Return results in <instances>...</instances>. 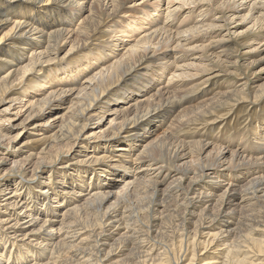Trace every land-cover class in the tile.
I'll return each instance as SVG.
<instances>
[{
  "label": "bare ground",
  "instance_id": "1",
  "mask_svg": "<svg viewBox=\"0 0 264 264\" xmlns=\"http://www.w3.org/2000/svg\"><path fill=\"white\" fill-rule=\"evenodd\" d=\"M124 1L0 0V59L6 60L5 64L14 62L13 70L0 78V102L15 81H26L33 89L44 80L45 84L51 83L45 91L32 95L27 105V118L34 115L37 119L33 129L23 134L22 143H38L40 147L28 149L30 152L23 159L17 154L21 148L12 153L13 165L9 168L20 172L23 182L21 178L14 179L10 188V179L0 177V194L4 188L12 192L2 195L5 206L21 214L11 216L0 211V264H8L13 256L15 264H170L169 259H159L161 243L156 236L162 241L165 238L158 231L161 223L177 237L182 238L180 230L187 231L183 236H189L187 248L192 249L182 252L184 239L173 246L179 249L174 254L179 264H192L195 260L200 264H264V104L248 129L251 136L244 141L250 145L249 157L238 152L237 145L199 133H212L221 126L223 133L231 130L233 126L228 127L227 117L224 118L230 112L226 105L235 100L262 104L264 80L250 86L246 79L240 88L231 86L221 94L202 89L199 95L186 96L185 90L189 89L184 78L191 76L192 70L205 73L213 68L210 60L204 61L203 53L215 56L217 65L225 60L218 51L214 52L215 43L195 46L193 42L199 34L220 26L217 20L203 16L205 7L189 9L176 22L177 7L167 8L164 18L158 11L164 0H144L138 6L137 0ZM181 1L182 6L192 0ZM206 1L211 5L212 0ZM224 1L236 5L231 8L234 17L243 11L240 18L252 20L248 30L264 28V9L256 10L257 5L264 8V0ZM57 3H63L62 7ZM4 4L5 12L1 10ZM223 5L219 3L217 8ZM101 6L105 17L111 19L103 27L100 25L101 29L96 25L94 29L98 27L102 37L115 36L111 39L115 44L102 37L99 43L88 42L92 35L89 22L95 19L97 24L101 23L95 16ZM195 8H199V21L193 17ZM150 12L156 14L145 23L143 35L124 42V37L134 30V23L128 21L135 19V24L141 23ZM169 18L172 26L164 22ZM74 19L80 20V24L64 34V28L70 22L73 24ZM227 19L229 24L234 18ZM171 28L176 31L170 33ZM262 30V34L252 37L258 44L264 39ZM20 39L25 42L21 44ZM62 40L69 44L62 56L74 50L83 53L69 55L70 61L57 73ZM181 48L183 53L200 49L204 56L177 57L175 53ZM79 60L81 66L77 65ZM31 71L37 74L28 75ZM166 75L164 85L161 79ZM178 78H182V83L174 82ZM165 88H172V94ZM194 102L198 106H191ZM189 112L191 116L183 120ZM211 112L217 113L216 118L209 117L211 120L198 129L197 136L190 137L191 141L183 142L171 135L169 130L187 126L194 119L199 121ZM9 134L10 128L6 127L0 131V138L10 140ZM45 164L51 169L49 176L44 177ZM90 165V180H100L92 184L85 180ZM108 175L111 178L107 180ZM169 198L172 205L166 201ZM186 219L191 222V230L184 222ZM40 231L45 234H38ZM243 231L250 249L247 251L253 252L256 261L246 251L240 253V246L231 241ZM151 237L156 240L152 244L147 242ZM9 242L14 248H9ZM200 249L210 251L208 256H217L202 259L197 256ZM121 254L125 255L118 259ZM213 258L216 262H211Z\"/></svg>",
  "mask_w": 264,
  "mask_h": 264
},
{
  "label": "rangeland",
  "instance_id": "2",
  "mask_svg": "<svg viewBox=\"0 0 264 264\" xmlns=\"http://www.w3.org/2000/svg\"><path fill=\"white\" fill-rule=\"evenodd\" d=\"M129 1L130 0H126L124 2L126 3V2H129ZM137 1H140V2H137ZM137 1L135 3L136 6L140 5L144 0H137ZM192 1H194V0H192ZM192 1H188V2H190L189 4L182 3V6H181V3L180 2H183L181 0H170V2L168 4H167V1L164 0V3L161 4V6L158 8V11L159 12H162L161 13L162 14V18H164L163 17V14L165 13V10L167 8H170V10L173 8L172 10H174L177 7V12H175V14L177 13V18H175V20H176V22H179L180 20L183 19L182 16H184V14H186L189 9H191V8H193L195 6H200L199 8H204L205 7L204 9L207 8V11H206L207 13L204 12L203 16L205 15L204 17H206V18H208L210 16L211 19H216L217 20L216 22L218 23L217 25H220L221 27L220 26H216V28L208 29L205 33L199 34V36H197V39H195L193 42H194L195 46L196 45H199V44L200 45H205V44L208 43V41H210L212 43H215V47L216 48L214 49V52H217L218 51L217 53L218 54H221L222 58H225V60L223 61V64L222 65H219V64L217 65V63H216V61L214 59L215 56L210 55V54H208V56H207V54L206 53H203L202 50H200V49L199 50L198 49L197 50H188V52L183 53L184 51H182V48H181L178 51V53H175L177 57L183 55L186 58L187 57H189V58L190 57L191 58L192 57H199V54H201V55L204 54V55L207 56L206 57V56L203 55L204 56V61L205 62H208L210 60L209 62L212 63V66H213V68L210 69L211 70L210 72L209 71H205V73H204V72L200 71L198 73L197 71L192 70L191 71V73H192L191 76L187 77L188 80H187V78L186 79L184 78V80L187 81V83H188L185 87L187 89H189V90H185V92H187L189 94L192 91V90H190L191 86L193 87V90H194V93L192 91L189 95L187 93L185 95L186 96H194V95H196V93L199 95V93L202 92V89L208 90V91H212V93L213 92H216L215 94L220 93V92L223 93L224 91H222V90H225V88H226V90H228L229 88H233L231 86H237V87L240 86L241 87L243 85V82L246 79L248 80L247 83L250 86H251V84L253 85V84H257V83L263 82V80H264V39L262 40V42H260V44H262V45H260V44H258L257 41H254L252 39V37H253V34H260L263 31L262 29H264V28L261 27V28L258 29V27H256V28H253L252 30H248V28L250 27V25L252 23V20H250V19H241L240 16L243 13V11L237 12V14H235V17H234V15L231 14V8L233 6L235 7L236 5H232V4L230 5V2L229 1H228L229 3L228 2L225 3L224 0H223L224 2L222 0H218V1L217 0H212L211 5H210V2H207L206 0L205 1H203V0L200 1L199 0L200 2L199 1H196V0L194 2H192ZM151 2H153V0H151ZM151 2L149 1L148 3H151ZM219 3L220 4L221 3H224V5L225 4L226 5L225 6L224 5L221 6L222 8L220 7L221 9H219V8H217V6H219ZM227 4H229V5H227ZM38 5H40V4H38ZM57 5H59L60 7H62L63 3H60V4L57 3ZM129 5L127 4L126 6H129ZM126 6H124V7H126ZM228 6H229V8H228ZM257 6H258V8L256 10H258V9L259 10H262V9H264L262 7L260 9L259 5H257ZM199 8H195L193 10L195 12V13L193 12V17H195L194 20L197 19L198 21H199L198 14L200 13L198 11ZM1 10L4 11V12L7 10L6 4L2 5ZM102 10L103 9H102V6H101L97 10L98 13L96 12V14H95L96 18L98 20H100L101 23L97 24V22H95V19H92L89 22V23H92L89 26L90 30L92 31L91 32L92 35L88 38V42L91 41V43H99L100 42L99 40H101L100 37H102V34L100 33V30L99 29H101V27H103L104 24L107 21H110V19H111V18H108L107 16L105 17L106 14H105L104 10L103 11ZM120 14L121 13H119L118 15H120ZM153 14H156V12H150V14L147 15V16H145L143 18L142 22L141 23H138V24H135V22H136L135 19H130L128 22L134 23V27H133L134 30L132 29L133 31L131 32L133 34H128L127 37H124V39H123L124 42H129V41H132L134 38L136 39L137 37L138 38L141 37V35H143L142 34L143 33L142 30L145 28V23L148 20L151 19L150 17ZM99 16H100V18H99ZM229 16L232 17V18H234V19H232V21H230V23L228 24V23H226V21H228L227 18ZM114 19H117V17L114 18ZM171 19L172 18H169L168 20H164V22L167 23L168 25L172 26L173 22H171ZM63 20H64V18H63ZM78 24H80V20L79 21H75V19H74L73 24H71V22H70V24H68L67 27L64 28V30H66V32L64 34H66L68 31H70L71 28H75V26L78 25ZM263 24H264V22H263ZM95 25L98 26V27L100 25H102V26L99 27V29H98V27L94 29ZM171 29L168 30V31H170V33L171 32L174 33L176 31L174 28H171ZM118 35H122V33L121 34H118ZM184 37L185 36L182 37V41L183 42L185 41V40H183ZM104 38L105 39H108V41H110V42H112L114 44L117 43V42L112 41V40H114L116 38L115 36L111 37L110 35H107L106 37H102V40ZM97 39H98V42H97ZM221 39H223V40H221ZM18 42H21V44H22L23 42H25V39H20ZM193 42L191 44H193ZM65 43H66L65 40H62V41L59 42V46L61 48V50H60L61 52L59 51V56H60L59 59H60V65L61 66H59L57 68L58 69L56 71L57 73H60L59 69L62 66H64L67 62L70 61L71 56H69V55L74 56V55H76V52H78L80 54L83 53V51L81 52V50H74L73 53L69 54L68 56H65V57L62 56V55H64L63 53L66 52V50L69 48V44L68 43L65 44ZM252 45H258V47L255 46L256 47L255 48ZM148 46H150V44ZM192 46H194V45H192ZM121 47L122 46H120L117 49H120ZM164 49H166V48L164 47ZM164 49H162V50H164ZM184 49H186V47L183 48V50ZM222 50H223V52H222ZM161 52L162 51H159V53H161ZM224 53H225V55H224ZM211 56H212V58H211ZM212 60H213V62H212ZM183 61H186V60H183ZM188 61L189 60H187V62ZM4 62H6V60H4L3 58H1L0 59V78L3 77V76H5V74H7L9 71H11V69L13 70V67H12V65H14V62L13 61H10L8 64H5ZM251 62L253 64L251 66H248V63L250 64ZM80 63H81V60H79L77 62V65L78 66L79 65L81 66ZM180 63H182V61L179 62L178 64H180ZM214 66H216V67H214ZM231 66H233V67H231ZM231 70H232V72H231ZM31 73H33V71H31L30 73H27V74L29 75ZM33 74L35 75V74H37V72H34ZM236 74H237V76H236ZM127 77L129 78V76H127ZM167 77L168 76L166 75V76L163 77L165 79H163V78L161 79L162 84L166 83ZM178 79H175L174 82H176V83H182V78H178ZM192 82H194V83L192 84ZM14 83H13L14 86L11 87L12 89H10L9 92L5 95L6 98L3 97V101L0 102V116H1V119H0V131L3 130V129H6V127H9L10 128V134L8 136H12V137H10V140H8V138H7V140L6 139H3V138H0V165H1L0 169L3 168V169L0 170V177L2 178V177H5L6 176L7 178L10 179L9 180V184L11 185L10 188L13 187L14 184H15L14 181H13L14 179H17L16 181H19L20 178H21L20 182H23L22 181V177H21L22 175L20 176L21 173L18 172V171H16V170H14V169H10V168H12V165H13L12 164V160H13L12 153L13 152H16L17 153V151H18L17 149L18 148H21L17 154H19V156H18L19 159L20 158L23 159V158L26 157V155L28 154V152H30V151H28V149L29 150H32V149L33 150H36L37 148L40 147V145L38 143H31V144H28V145H24L22 143L23 142V138H22L23 137V134L25 132L28 133L30 130L33 129V124L36 123L35 120L37 119V118H34V115L32 117H29V119L27 118V115H28L27 113H28V108H29L28 106H29V102H30V99L29 98L32 95L34 96V95H37L39 92L45 91L51 85V83H46L45 84V80H44V82L42 81L40 84H38V86H36V88L33 89V88H30L29 86H27V82L26 81L23 82V83H19L18 81H15ZM172 83H170V84H172ZM228 86H230V87H228ZM196 87H197L198 90L197 89L195 90ZM150 89H154V86L151 87ZM165 90L168 91L170 94H172V91H173L172 88H165ZM211 95L212 94H210L208 96V98ZM178 96H179V94H178ZM234 97L235 96H233L231 98L234 99ZM176 99L177 98H175V101H177ZM12 100H13V102H12ZM238 101H239V103H238ZM245 101H243V100H237L236 101L235 100V101H232L231 103H229L230 105L229 104L226 105L227 107L225 106L228 110L230 109V112L227 114L228 116L226 115V116H224V118L226 119V117H227L226 120L228 122V127H232L233 126L231 128V130H228L227 132L223 133V132H221L222 126L221 127H218V128L217 127L214 128L217 125V124H214V127H213L214 130L212 131V133L210 131H208V132L206 131L205 132V131H202V130H200L199 133H201L202 135L206 133L207 135H212L213 137H218V138L221 139L222 142H225V144L234 145V146L237 145L236 147L238 148L237 149L238 152L242 153V155H245V156L249 157V155L247 153V149H248V147H250V145L249 144L247 145L246 143H244V141L247 140V138H249L251 136L250 133H249L250 130H248V129H249V127L252 124L254 125L255 120H257L256 119L257 115L259 116L261 114V112H260V106L263 105L264 102H262V104L258 105V104H254V103L253 104L252 103H248V102H251L250 100H248L246 102ZM233 103H235V104H233ZM191 104H192L191 106H198V105H195L196 104L195 102L194 103H191ZM231 108L233 109V111H235L237 109V111H235L236 113L232 112V109ZM195 111L196 110H194L193 112H191V115H193V113ZM223 112L226 113V109L223 110ZM216 114L217 113H215V112H211L210 114L202 115V117H200L201 119L199 121H197L196 119L193 118L194 121L187 122V126H183V127L180 126V127H177L176 129L173 128L172 130H169V131H171V135L172 136L174 135L173 138H176L177 139V137H178V140H180V141L189 142V141L192 140L191 138L193 136H197L199 134V133H196V132H198V129L200 127L204 126V124H205L206 121L211 120L210 119L211 117L212 118L213 117L216 118ZM189 115H190V112L188 113V116H186V117L183 118V120L191 116V115L190 116ZM168 119H171V118H168ZM217 119H219V118H217ZM194 122H196V123H194ZM199 122H201V125H199L197 127V124ZM27 124H29L28 127H27ZM224 124H225V122H224ZM242 133L243 134L245 133V134L243 135ZM240 137H242L243 139L242 140H238V138H240ZM184 138H185V141H184ZM186 139H188V140H186ZM245 144L247 146H245ZM243 148H245V149H243ZM100 151H101V149L100 150L98 149L97 152L99 153ZM111 151H112V149H111ZM64 158H69V156H65ZM44 166H45L44 171H43L44 174H42V176H44V177L47 176V175L49 176V174H50L49 171L51 169V166L50 165H47V164H45ZM89 167L90 168H88V170L85 172V174L87 175V177L85 175L86 182H90V184H92L94 181H100V180H96L94 177H92V179L90 180L91 173H93V167L91 165ZM221 169L222 168H218V170L220 172H223V170H221ZM109 176H111V175L106 176L107 177L106 178L107 180L109 178H111ZM24 177H25V175H24ZM56 177L57 178H60L61 177V174L60 173H57ZM1 178H0V181L2 180ZM104 178H105V176H104ZM27 180H28V178H27ZM103 181H105V180H103ZM0 183H2V182H0ZM84 186H85V184H84ZM0 187H2V184H0ZM57 190H59V189H57ZM5 193L7 194V193H12V192H10L9 189L8 190H5V188L2 190V192L0 194V211H4V213H10L11 216H14L16 214H19V211L13 209V207H11V206H5V204H4L5 201H3V199L5 198V196H2ZM9 195L10 194H7L6 196H9ZM140 196H143L142 193H140ZM41 197H47V196H41ZM57 198H58V196H57ZM55 200L56 199H54L52 201H55ZM47 201H49V197H48V200ZM166 201L169 202V203H171V205H172V200L170 198L167 199ZM45 205H46V203L43 205V208H44ZM29 207H31V206H29ZM5 208H7V209H5ZM1 213L2 212H0V214ZM19 217H21V214H19ZM239 217L241 218V215ZM157 218H159V217L157 216ZM154 219H156V218L154 217L152 219V221H154ZM192 219L195 220V217L192 218ZM175 221L178 222V219H175ZM186 221H187V219L184 220V222H186ZM156 222H158V221H156ZM186 225L188 227H190L188 229H190V230L192 229L191 222L190 221H187L186 222ZM163 226H165V224L161 223L160 226H159L160 228L158 227V231L160 230L159 233L165 234L164 240L162 241L158 236H156V240H158V241L160 240L159 242L161 243L158 246V249H159L160 253H162V255L159 257V259L160 260L162 259L163 261L166 260V259H169V261L171 262L170 264H179L178 262L175 261L176 259H174V256L176 255L175 254V251H176V253H178V250L179 249H177V248L175 249V248H173V246L176 247V245H177L176 242H178V240L180 241L181 239H184L185 240V243L183 241L184 245H183V248H182V252H184V253L187 252L188 253L190 251V249H192L190 247H189V249L187 248V245L189 244V243H187L188 240H189L187 238L189 236L188 235H185V238L183 236V234H185L187 231H185L186 229L183 230V232L181 230L179 231V233L182 234V238H181V236H178L177 237L174 232H171V230L169 231L168 228H166V227L164 228ZM161 228L162 229L164 228V231L161 230ZM242 228H244V227H242ZM156 229L157 228L155 227V230ZM184 231H185V233H184ZM168 232H169V234H168ZM38 234H41L42 235V234H45V232H41L40 231ZM171 235H174V236H171ZM256 235L257 234H255V236ZM166 237H167V240H166ZM179 237H180V239H179ZM191 238L192 237H190V239ZM154 240L155 239L151 237V239H149L147 242L150 241V244H152ZM171 240H173L174 242H171ZM244 240H245V232L243 231V233L238 232V234L236 235V237H234L231 241L232 242L234 241L235 246L236 245L238 247L240 246L237 249L240 253H242L243 251H246L248 253V256L251 257L250 259L251 260L254 259L256 261V258L252 256L253 255V252L252 251H250V252L247 251V250H250V249H247V247H246L247 244H246V242ZM169 242H171V243H169ZM10 244L11 243L9 242L7 245H10ZM154 245H155L154 248L157 249V245L158 244L155 243ZM9 248L10 249L11 248H14V246L10 245ZM114 251H116V250H114ZM7 252H8V249H7ZM197 252H198L197 256L198 257H201L202 259H203V257H207V258L214 257V258H216V256H217V253H215V254L214 253H208V254H210L208 256L207 255V252H210V251H206V250H202V249L197 250ZM124 255L125 254H121L120 255L121 257L119 256L117 258L118 259H121V258H123ZM54 257H56V255H54ZM214 258L211 259V262H213V261L216 262V259H214ZM205 262L206 261H203V263H205ZM10 263L11 264H15L16 263L15 256H13V257H11L9 259L8 264H10ZM196 263L200 264V261L199 260H195L194 262H192V264H196ZM139 264H147V263L142 262V263H139ZM185 264H187V263H185Z\"/></svg>",
  "mask_w": 264,
  "mask_h": 264
}]
</instances>
